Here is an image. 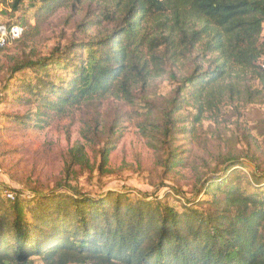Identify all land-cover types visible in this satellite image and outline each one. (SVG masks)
I'll return each mask as SVG.
<instances>
[{"label":"trees","instance_id":"1","mask_svg":"<svg viewBox=\"0 0 264 264\" xmlns=\"http://www.w3.org/2000/svg\"><path fill=\"white\" fill-rule=\"evenodd\" d=\"M10 1L12 16L26 8L36 22L60 8L88 6L78 25L84 40L35 60L19 58L10 68L0 103L20 78L16 100L30 114L11 117L18 124L44 128L53 117L82 109L98 116L107 98L131 108L142 99L147 108L137 113L153 121L155 148L170 171L180 165L176 135L195 137L205 120L219 123L250 106L264 107V0ZM12 25L23 27L0 23ZM184 60L191 69L182 77L177 67ZM164 73L173 84L165 104L156 109L147 93L135 97ZM182 109L189 117L179 121ZM88 131L96 137L97 172L104 173L115 141L108 134L97 139L96 120ZM69 160L91 168L79 145ZM227 160L223 175L199 183L189 198L172 189L164 201L116 191L91 197L69 183L58 185L60 193L1 187L0 264H264V184L255 173L249 181ZM5 191L15 194L13 201Z\"/></svg>","mask_w":264,"mask_h":264},{"label":"rangeland","instance_id":"2","mask_svg":"<svg viewBox=\"0 0 264 264\" xmlns=\"http://www.w3.org/2000/svg\"><path fill=\"white\" fill-rule=\"evenodd\" d=\"M9 3L11 1L7 0L0 4V23H20L25 32L17 42L0 48V88L17 59L29 57L35 60L58 47L85 39L78 25L85 19L86 3L80 10L60 8L39 22L26 8L12 16ZM86 34L92 37L94 31ZM190 64L184 60L178 65V76L184 77L191 69ZM260 64L264 67V60ZM19 83L20 78L15 77L6 91L7 97L0 103V188L60 193L58 185L69 183L91 197L116 191L145 193L164 201L172 189H177L189 198L199 183L223 175L227 159L236 161L240 174L249 181L252 182L255 173L264 184L263 106H250L240 115L219 123L205 120L196 126L195 137L176 135L173 149L177 151L176 159L180 165L169 171L164 169V152L155 148L158 130L152 127V120L138 114L142 112L141 107L147 108L144 100H137L140 103L131 108L123 101L107 98L103 100L98 116L82 109L68 116L53 117L44 128L26 127L11 119L30 114V107L16 100ZM172 92L173 84L164 73L151 80L149 90L144 89L141 95L137 92L135 97L142 98L147 93L145 100L157 109L165 104ZM178 114L179 121L189 117L183 109ZM94 120L99 123L97 139L108 134L115 141L104 173L97 172L98 161L93 146L96 137L88 131V125ZM182 127L187 128L189 124ZM78 145L84 149L91 168L70 166L69 151ZM22 196L28 197L27 194ZM6 205L13 207L9 203Z\"/></svg>","mask_w":264,"mask_h":264},{"label":"built area","instance_id":"3","mask_svg":"<svg viewBox=\"0 0 264 264\" xmlns=\"http://www.w3.org/2000/svg\"><path fill=\"white\" fill-rule=\"evenodd\" d=\"M23 32L24 28L19 25H12L8 28L0 26V48L19 40ZM3 195L8 201H13L15 198V194L11 191H5Z\"/></svg>","mask_w":264,"mask_h":264}]
</instances>
